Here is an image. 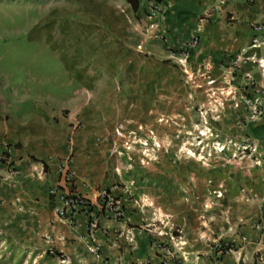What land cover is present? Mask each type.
Here are the masks:
<instances>
[{"label": "crops", "instance_id": "1", "mask_svg": "<svg viewBox=\"0 0 264 264\" xmlns=\"http://www.w3.org/2000/svg\"><path fill=\"white\" fill-rule=\"evenodd\" d=\"M64 1L63 17L75 16L57 51L67 78L31 99L18 116L4 108L11 97L0 87V156L8 149L12 165L0 170V264H171L182 257L172 243L191 250L193 234L185 222L178 241L165 236L174 238L175 208L162 209L160 200L175 179L142 171L127 159L121 167L112 163L113 147L130 142L115 136L113 120L154 126L156 115L181 111L176 102L184 100L182 87L191 81L205 90L225 86L232 100L243 91L263 100L264 0H160L166 13L154 20L152 35L144 30L151 0H140L137 12L126 0ZM245 85L254 87L241 89ZM157 99L170 103L150 110ZM238 111L248 116L243 130L264 159V116ZM70 158L72 188L59 170ZM70 191L87 203L67 207L61 216L57 209L65 207ZM94 220L96 229L90 227ZM244 229L224 237L234 249L197 255L199 264H264V225ZM164 239L170 255L161 248Z\"/></svg>", "mask_w": 264, "mask_h": 264}, {"label": "rangeland", "instance_id": "2", "mask_svg": "<svg viewBox=\"0 0 264 264\" xmlns=\"http://www.w3.org/2000/svg\"><path fill=\"white\" fill-rule=\"evenodd\" d=\"M66 4L64 0H0V87L11 97L9 107L4 108L14 115H23L31 99L67 78L57 60L63 31L75 19L74 14L63 17ZM66 39L74 38L67 35ZM199 83L183 86L186 97L176 102L178 106L182 103L177 108L181 111L156 115L154 126L135 123L134 118L113 120L115 136L130 142L113 147L112 163L121 167L127 159L142 165V171L175 179L172 192L160 200L165 206L162 209L175 208L174 226L170 223L174 238L165 236L178 241L184 236L185 222L192 226L193 234L189 236L191 250L172 243L182 257L172 258L171 264H199L197 255L225 254L234 249L225 236L264 225V159L243 130L248 116L238 109L244 106L235 107L237 100H232L225 86L205 90ZM251 87L254 85L241 89ZM243 93L241 97L252 96ZM153 103L150 110L158 104L163 109L170 102L157 99ZM134 124L137 133L131 128ZM120 126L122 135L116 131ZM158 222L164 224L162 219ZM159 241L165 254L173 253L167 239Z\"/></svg>", "mask_w": 264, "mask_h": 264}, {"label": "built area", "instance_id": "3", "mask_svg": "<svg viewBox=\"0 0 264 264\" xmlns=\"http://www.w3.org/2000/svg\"><path fill=\"white\" fill-rule=\"evenodd\" d=\"M228 0H219L220 4H225ZM165 7L162 4V2L160 0H151V3L149 5L148 8V13L146 14V18H147V22L145 24L144 21V30L146 32L147 35H152V31L157 27V22H155L154 20L156 18H158L159 16H163L165 15ZM210 11H207L205 13V17L207 18L210 16ZM197 41L194 40V42L192 43V45H194ZM141 47V46H139ZM189 49V48H188ZM188 49L184 52V57L183 59H179L178 62L181 65H184V62L187 61V55H188ZM214 80L210 79L208 81V83H213ZM264 96V94H263ZM241 100H237L235 103V107L240 108L242 106H244L246 108V110L251 111L252 115L251 118H253V115H257L258 118H262L264 116V98L263 100H261L260 98L256 97H252V96H247V95H243V97H240ZM117 133L122 135V131H123V126H120L117 128ZM253 149H255V147L253 146ZM71 158L68 159V161H66L65 163H61L60 164V173H61V177L62 180L64 182V184H66V186L68 187H73L74 183H75V172L72 169L71 165ZM3 165H7L8 167H11V163H10V155L8 152V149L4 151V153L0 156V170H1V166ZM3 176L1 175L0 172V179ZM104 196H106V192H104L103 194ZM64 202H65V207L64 208H60L57 209V213L61 216L66 215L67 214V207L73 208L74 206H77L78 204H86V200L79 194H77L76 192L70 191L68 192L65 197H64ZM123 211L121 209H117V216H120V214H122ZM90 227L93 229L97 228V220H94L91 222ZM97 248H90L91 251L95 252ZM62 263H64L66 261L65 258H63ZM258 264H262L261 262H258Z\"/></svg>", "mask_w": 264, "mask_h": 264}, {"label": "trees", "instance_id": "4", "mask_svg": "<svg viewBox=\"0 0 264 264\" xmlns=\"http://www.w3.org/2000/svg\"><path fill=\"white\" fill-rule=\"evenodd\" d=\"M131 8L133 9V11L137 12L140 6V0H126ZM233 246H231L230 248H232Z\"/></svg>", "mask_w": 264, "mask_h": 264}]
</instances>
